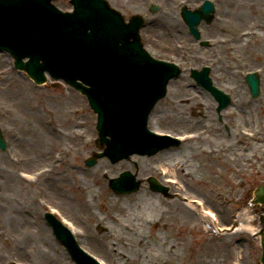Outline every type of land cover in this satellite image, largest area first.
<instances>
[{
  "label": "rangeland",
  "instance_id": "obj_1",
  "mask_svg": "<svg viewBox=\"0 0 264 264\" xmlns=\"http://www.w3.org/2000/svg\"><path fill=\"white\" fill-rule=\"evenodd\" d=\"M106 1L126 20L134 14L146 17L147 24L141 31L145 49L152 57L173 62L183 71L178 79L170 82L167 95L152 111L148 128L171 135L196 132L204 134L205 139L195 140L198 145L188 146L181 141L178 146L166 148L151 157L133 155L116 164L101 159L93 167L86 168L85 160L98 152L95 145L96 115L86 99L64 84L52 88L51 80L36 86L24 73L13 68V60L7 53H0V129L8 145L6 152L0 150V264L13 261L61 264V259L47 260L46 257L48 253L60 250L67 264H74L43 218V214L50 211L65 224H72L82 232L77 242L102 263L139 264L138 256L133 252L140 254L142 246L128 249L132 253L126 259L128 261L117 260L105 251L107 245L115 246L116 242L107 236L111 219L108 214L106 216L102 204H109L113 197L117 205H132L137 193L141 192L160 196L162 207L167 209L161 219H153L155 225L147 224L143 229L149 242L152 236L160 235L175 245L173 264H261L260 238L249 230H242V226L249 224L248 228L257 233L262 230L260 219L264 210L261 205L253 203V192L264 186V143L254 151L253 141L236 135L243 129H254L264 137V48L258 45V37H254L239 51L234 47L237 42L234 35L241 26L253 22H259L260 33H264V0H210L218 19H213L209 25L202 22L199 26L200 41H208L207 46L200 45L189 34L180 17L182 0ZM201 1L188 2L187 7L192 9ZM53 4L62 11L72 10L69 0H56ZM151 5L158 6L159 11L151 13ZM258 8L262 12L260 16L256 14ZM221 39L228 40L226 49H221L225 46ZM232 53L235 59L228 65L231 70L223 66L219 71V60L226 64L225 56ZM203 67L209 68L213 85L230 97L228 108L235 111L238 118L227 115L226 109L218 114L212 96L190 77L191 70ZM259 70L260 95L252 99L244 77ZM227 82H233L240 92L237 94L232 87H227ZM179 101L185 103L179 104ZM178 107L184 110H178ZM177 115L187 117L193 125L177 122ZM209 126L212 129L206 133ZM51 127L60 133L55 135ZM227 143L232 144L233 153H240L238 159H233L234 154L229 151L228 161H224L226 152L219 157L209 154L214 147L220 149ZM59 150H65L66 161L57 165L56 173L76 169L74 182L78 187L73 184L71 188L64 187L61 178L55 175L35 184L21 179V172L31 175V170L48 162L51 154ZM169 150L188 152L185 156H168L169 162L178 159L184 163L187 160L195 166L196 174L193 175L196 179H187L180 174L178 186L163 179L162 161L158 156ZM125 171L131 172L142 185L135 193L116 195L105 177L116 178ZM151 177L167 186L165 195L151 191L148 183ZM79 178L85 179L96 191L92 201L90 190L79 187V184L82 186ZM60 185L65 192H57L53 197L55 187ZM39 189L48 193L47 200ZM185 197L204 200L217 215L216 224L204 225L194 216L193 219H181L179 212L166 203V200L184 202ZM81 199H86L92 210L85 209ZM116 208L113 212L121 216L123 212H116ZM93 211L102 215L104 221L99 222L93 217ZM245 211L250 212L251 219H236ZM218 228L230 231H219ZM236 229L241 231L234 233ZM130 257L135 259L130 260Z\"/></svg>",
  "mask_w": 264,
  "mask_h": 264
},
{
  "label": "water",
  "instance_id": "obj_2",
  "mask_svg": "<svg viewBox=\"0 0 264 264\" xmlns=\"http://www.w3.org/2000/svg\"><path fill=\"white\" fill-rule=\"evenodd\" d=\"M51 1L0 0V50H7L16 60L15 67L37 84L44 81L47 72L88 96L98 114L97 145L101 148L106 144L107 148L89 159L86 166L95 165L104 156L112 163L132 154L151 156L172 145L170 141L164 144L146 125L151 109L164 97L168 81L178 77L180 71L172 64L153 60L143 51L138 36L142 21L124 25L122 17L103 0H71L72 14L61 13ZM204 13L183 11L189 24L209 18ZM190 28L198 37L194 25ZM25 58L29 60L23 62ZM208 72L194 71L192 76L216 98L219 111L229 104V99L212 87ZM247 82L253 95L258 96V78L250 76ZM0 147L5 148L1 132ZM139 184L128 173L110 182L116 192H134ZM151 185L161 189L154 180ZM255 201L264 205V187L255 192ZM46 220L76 264H96L54 217L46 215ZM262 245L264 264V233Z\"/></svg>",
  "mask_w": 264,
  "mask_h": 264
},
{
  "label": "bare ground",
  "instance_id": "obj_3",
  "mask_svg": "<svg viewBox=\"0 0 264 264\" xmlns=\"http://www.w3.org/2000/svg\"><path fill=\"white\" fill-rule=\"evenodd\" d=\"M256 14L259 16L262 15V12L260 11L259 8L256 11ZM173 22H175V20ZM261 29H262L261 24L259 22H253L248 25L241 26L239 30H236V33L234 35L235 39L237 40V42L235 41L234 47L240 51L242 47H245L246 44L245 42L253 39L254 37H258L259 39L258 45L264 48V33H260L262 31ZM227 42L228 40H226L225 42L224 39H221V44H225V46H221V49H226ZM257 56L259 55L257 54ZM225 58H226L225 59L226 64L223 63L221 59L219 60L221 62V65L218 66L219 71L222 69L223 66L226 69L231 70L228 65L229 63L234 61L235 55L232 53L226 55ZM227 83L229 85L227 84L226 86L229 87L230 89L232 87L235 93L238 94L240 92L237 91V87L233 84V82L231 83L227 82ZM180 103L183 104L185 102L179 101V104ZM178 110L182 111L184 110V108L178 107ZM225 112L227 113V115H233L234 117L238 118V116L234 113L235 111L230 110V108L226 109ZM175 117H177L176 121L179 123L180 121H183L188 125H193L192 124L193 122L190 121L187 117L185 116L183 117V115H177ZM155 119H156V115H155ZM153 122L156 123L154 119ZM211 129L212 128L209 126L206 133ZM154 130L158 131V129L156 128H154ZM51 132H53L55 135L60 133L59 131H57V129L55 130L53 127H51ZM259 133L260 132L255 131L254 129H248L246 133L244 132V130H241L236 136L238 138L245 139L246 141L247 140L253 141L252 147L253 150L255 151L256 149H259V147L262 146V144L264 143V137ZM178 136H181V139L183 140L182 144H184L185 146H188L189 144L192 145L197 144L195 140L205 139L204 134L200 135L197 134L196 132L182 133V134H178ZM202 151L205 152V150ZM228 151L229 153H233V146L230 143H227L225 146L222 145L220 149H215L214 147L213 149L210 150L209 154L219 157V154H225L226 152V155H224V161H228L229 160V157L227 156ZM186 152L169 150L158 156L159 159L162 161L161 162L162 165L160 168H161V172L165 175V177L163 178L164 180L169 181L174 185L178 186L179 183L181 182L180 178L178 177L180 174L185 178L188 177L189 179H196L193 175L196 174L195 166L190 165V163H188L187 160L184 163L180 162V160L178 159H173L171 162H169L168 156H174L177 154H182L185 156ZM233 154H234L233 159H238L239 157L238 155L240 153L238 154L233 153ZM39 156H41V154ZM19 160L21 159L19 158ZM64 161H66L65 150L63 151L59 150L51 154L48 162L37 167L36 169L31 170L30 172L35 175V178L38 180V182L41 179L47 178L49 175H55L57 176V178H61L62 181L61 183L63 185H66L64 187L71 188L72 184L78 187V184L74 182L75 181L74 173L76 169H70L68 172H66V170L64 169L63 172L61 171L56 173V170L58 169L57 165H61ZM34 166H36V164ZM69 180H71V182ZM79 182H82V186H80L79 184V187H83L90 190L89 195L92 201L93 196L97 194L95 193L96 191L88 185L85 179L79 178ZM64 187H62L61 185L59 187H55L54 189L55 193L53 194V197L57 195L56 194L57 192H60L62 190L64 193L65 192ZM40 192L44 194L43 196L46 200L49 198L47 192H44L43 190H40ZM175 192L178 193V191ZM51 193H53V191H51ZM177 195L181 196L180 194ZM184 199H186L184 202H182L181 200H169V201L166 200V203L168 206L174 208L179 212V214L181 215V219L184 220L187 218L193 219L192 217L194 216L196 219L204 223V225L207 223L217 222L218 217L215 214L213 208L208 206L204 200L199 199L197 197H194L193 199L192 198L188 199L185 197ZM111 200L112 202H110L109 204L103 203L102 209L104 210L106 216L108 214L109 219H111V226L108 227L107 236L108 238H113L116 243L115 246L114 244L107 245L105 251L110 253L117 260L123 259L124 261H128L126 259H129V254L132 255V253L129 252L128 249H135L134 247L142 246L143 250L141 251L140 254L133 252L135 256H138L137 258L139 264H173V259L176 253L175 245H173L172 242L167 241L165 238H162V236L160 235L152 236V240L151 242H149L145 236L143 229L147 224L155 225L156 222L153 219H161L162 216L164 215V212L167 210L166 207H162L160 196L147 194V192L137 193L136 201L132 205H128L127 203H120L117 205L116 199L112 197ZM81 205L89 211L92 210L91 206L88 205L86 199H81ZM115 207H117L116 212L118 213L123 212L121 216L120 214L116 215L115 212H113ZM92 216L95 217L99 222L104 221V217H102V215L95 213V211H93ZM236 219H251L250 212L245 211L243 213H240L238 216H236ZM247 221L248 223H251V220H247ZM248 226L249 224L246 227L242 226V230L243 229L249 230L253 234L257 233L256 230L252 231L250 228H248ZM240 231L241 230L236 229L234 233H238ZM73 235L77 239L78 237H81L82 234L81 232H78L76 229H73ZM46 257L47 260H51V259L56 260L58 258L61 259L62 261L61 264H67L64 253L61 250L56 253H50V254L48 253L46 254ZM134 259L135 258L130 257V260H134Z\"/></svg>",
  "mask_w": 264,
  "mask_h": 264
}]
</instances>
